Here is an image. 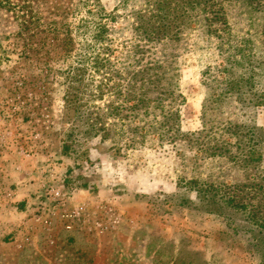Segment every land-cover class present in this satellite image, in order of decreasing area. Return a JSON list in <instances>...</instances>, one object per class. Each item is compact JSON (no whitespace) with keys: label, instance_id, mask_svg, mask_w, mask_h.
Here are the masks:
<instances>
[{"label":"rangeland","instance_id":"obj_1","mask_svg":"<svg viewBox=\"0 0 264 264\" xmlns=\"http://www.w3.org/2000/svg\"><path fill=\"white\" fill-rule=\"evenodd\" d=\"M145 2L27 0L33 23L19 33L0 0V264H264L260 228L230 209L208 212L196 190L264 178V0H221L228 35L193 24L175 44L182 129L204 130L202 152L179 141L116 153L100 136L63 152L69 71L102 79L95 53L121 71L136 48L166 47L135 32ZM235 123L240 136L229 138ZM214 145L232 156L212 155Z\"/></svg>","mask_w":264,"mask_h":264},{"label":"trees","instance_id":"obj_2","mask_svg":"<svg viewBox=\"0 0 264 264\" xmlns=\"http://www.w3.org/2000/svg\"><path fill=\"white\" fill-rule=\"evenodd\" d=\"M18 1L1 0L14 12L21 27L19 33H22L30 29L33 12L30 14L27 9V0ZM144 5L142 11L145 12L140 11L144 14L138 15L133 24L136 34L145 42L164 43L169 47L152 56L149 49L139 45L143 49L136 48L134 62L121 71L112 67L110 58L105 59L97 52L92 62L102 79H84L83 72L69 71L68 79L64 80L67 84L65 103L72 115L68 118L70 128L63 137L65 154L76 152L75 145L81 144L82 140L99 136L110 141L116 153L148 144L161 146L179 141L193 143L197 153L203 151L204 130L188 133L182 129L181 105L186 98L177 79L179 49L175 44L193 24L205 27L217 37H222L223 32L218 34L220 31L228 35V19L222 12L221 0H146ZM212 11L214 15L209 16ZM54 23L58 24L57 21ZM106 30V24L98 25L92 41L102 44ZM64 33L66 50H70L73 39L68 30ZM255 97L259 98V95ZM240 127L238 123L230 125L226 134L229 138L238 137ZM254 130L255 127H250L245 135ZM211 154L232 156V151L214 145ZM197 184V200L205 201L208 212L233 210L247 223L249 231L255 232L258 227L259 235H264V178L256 177L243 185L248 191L241 190L237 184L233 190L232 186L225 188L208 180L197 181ZM84 186L89 185L84 183Z\"/></svg>","mask_w":264,"mask_h":264}]
</instances>
